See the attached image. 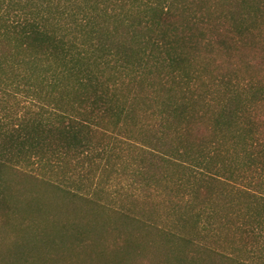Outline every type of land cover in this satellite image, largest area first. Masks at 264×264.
Returning <instances> with one entry per match:
<instances>
[{
    "label": "trees",
    "instance_id": "obj_1",
    "mask_svg": "<svg viewBox=\"0 0 264 264\" xmlns=\"http://www.w3.org/2000/svg\"><path fill=\"white\" fill-rule=\"evenodd\" d=\"M5 171L116 216L130 263L264 264V0H0Z\"/></svg>",
    "mask_w": 264,
    "mask_h": 264
},
{
    "label": "rangeland",
    "instance_id": "obj_2",
    "mask_svg": "<svg viewBox=\"0 0 264 264\" xmlns=\"http://www.w3.org/2000/svg\"><path fill=\"white\" fill-rule=\"evenodd\" d=\"M42 182L23 176L11 179L7 171L5 181H0V195H5L8 205L16 207L11 206L15 210H10L12 214L8 216L0 206L2 264H123L124 256L127 264H157L153 258L161 255L163 248H152L146 243L139 250V259L131 263L130 250L120 254L110 245L107 251L105 239L108 236L111 243L113 238L108 227L115 225L118 218L104 212H88L80 207H61L58 200L61 195L55 194L49 186L57 181ZM110 182L106 197L111 201L129 198L133 193L136 196L138 193V197L144 195L140 189H133L132 181ZM25 217L31 218L23 220ZM75 223L93 233L94 244L83 245L80 249L69 248L68 240Z\"/></svg>",
    "mask_w": 264,
    "mask_h": 264
}]
</instances>
